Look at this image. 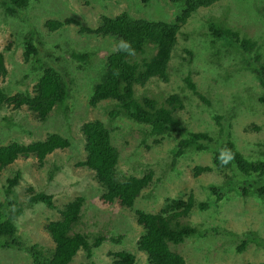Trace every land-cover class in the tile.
Listing matches in <instances>:
<instances>
[{"label": "rangeland", "instance_id": "1", "mask_svg": "<svg viewBox=\"0 0 264 264\" xmlns=\"http://www.w3.org/2000/svg\"><path fill=\"white\" fill-rule=\"evenodd\" d=\"M175 10V6L167 0H38L27 8L8 14L0 3V51L7 68L5 78H0V85L9 94L31 91L40 68L50 65L56 69L57 63L53 58L60 56L65 66L62 74L69 86L66 103L70 108L65 112L54 108L46 121L38 120L25 108L19 111L0 110V145L13 140L27 144L42 140L52 132L70 139V147L48 155L42 167L38 166L36 159L27 158L17 159L0 171V213L8 212L1 207L6 198L10 202L8 210L21 209L15 221L23 244L37 243L42 248H52L53 242L45 231L46 223L58 218V209L65 203L81 196L84 199L82 217L74 230L89 233L92 237L100 233L105 240L91 249L89 257L79 250L69 264H86L88 261L109 264V253L122 249L136 254L135 264H146L145 254L136 249L142 228L135 220L134 210L158 212L166 199L190 192L200 201L210 197L206 195L209 184L222 181V175L215 170L194 176V166L211 164V151L192 149L173 159L172 152L180 133L151 136L146 124L123 116L110 119L112 100L101 101L94 107L88 104L90 85L86 83L88 80L96 83L101 78L98 74L105 63L107 40L100 37L94 39L93 36L87 39L78 32L75 24L55 31H49L44 26L46 19L71 16L93 28L99 24L100 15L114 16L121 11H127L134 18L169 21L173 20ZM218 20L238 30L242 36L255 40L256 45H260L256 49L261 55L260 60L264 62V0H220L193 12L180 29L170 59L168 81L150 78L143 85H134L133 93L137 98H152L158 104L165 95L179 93L185 98L184 108L178 111L182 124L192 131L206 130L209 126L215 129L214 122L200 106L199 100L187 90L184 78L189 76L200 85L205 96L211 98L214 111L221 113L219 109H226L225 130L231 133L235 145L248 155L261 147L264 138L263 107L256 100L263 89L237 51L221 47L217 42V49H214L207 21ZM25 30H31L33 36L40 40L35 43L37 54L29 62L23 59L20 36ZM84 47L91 48L85 51ZM73 52H86V60H78L80 64L84 63L83 70L76 68L78 61L72 57ZM84 82L86 85L82 86ZM93 119L104 122L110 131L111 143L118 149L119 178L142 176L148 171L152 173L151 182L135 198L131 207L101 203L102 188L95 180L94 172L76 165L85 157L80 126ZM15 124L21 125L24 130ZM249 124L259 125L260 129L244 131ZM54 165L59 166V170L55 174L49 173ZM15 172L20 173L19 183L8 195L5 192L6 179ZM30 185L37 191L52 194L56 209L39 203L29 204L26 192ZM227 199L216 211L200 212L194 208L186 218L190 224L207 231L204 237H188L182 243L171 246L183 257L185 264H264V206L254 199L236 198L234 194ZM14 201L16 204L12 203ZM212 228H216V232H212ZM248 231L257 235L256 240L248 241L241 251H236ZM110 236L115 240H111ZM0 264L32 262L25 250L0 249Z\"/></svg>", "mask_w": 264, "mask_h": 264}, {"label": "trees", "instance_id": "2", "mask_svg": "<svg viewBox=\"0 0 264 264\" xmlns=\"http://www.w3.org/2000/svg\"><path fill=\"white\" fill-rule=\"evenodd\" d=\"M35 1L38 0H1L0 3L4 12L14 14L18 10L29 7ZM167 1L176 9L173 20L169 21L134 18L127 11H121L114 16L100 15L99 24L93 28L81 24L71 16L44 21V26L49 31L75 24L78 32L87 39L93 36L94 39L100 37L107 40L105 63L98 74L101 78L99 82L93 83L88 80L86 83L90 85L89 105L94 107L101 101L112 100L114 104L109 110L110 119L123 116L137 123L146 124L149 127L147 132L151 136H170L171 133H180L172 152L173 159L193 150L211 151V164L194 166V176L213 170L222 175L221 182L207 186L206 195L210 197L203 200L198 201L194 193L190 192L177 198L166 199L158 212L134 210L135 220L142 228L136 241V249L145 254L146 264H185L183 257L172 250L171 246L182 243L188 237L206 235L207 229L199 228L186 221L194 208L200 212L216 211L225 198H231L233 194L236 198L254 199L264 206V138L260 144L261 147L245 155L231 139V133L225 130L226 109H219L221 113L214 111L211 98L205 96L200 85L194 83L189 76L184 78L187 90L199 100L200 106L214 122L215 129H210V126L202 131L187 129L182 124L181 116H178V111L184 108L185 100L179 93L167 94L159 104L156 100L145 96L137 98L133 93L134 85H143L150 78L168 81L170 59L180 29L193 12L220 0ZM207 22L214 49H217L215 42L221 47L232 48L243 57L242 62H245L248 65L247 68L249 67L254 73L263 89L256 96V100L263 107L264 114V62L260 60L261 55L256 50L260 45H256L255 40L242 36L238 30L221 23V20ZM20 36H22L21 42L24 49L23 59L29 62L36 56L35 43L40 40L33 36L31 30L23 31ZM89 48L84 47V50L88 51ZM71 55L76 58V62L87 58L86 52H73ZM53 59L57 63L56 69L50 65H43L31 91H16L9 94L0 85V110L19 111L25 108L38 120L46 121L54 108H60L63 112L70 108V105L66 103L69 97V86L62 74V70L65 69L64 63L62 64L60 56ZM76 64L78 70H83V62L80 64L78 61ZM6 74L4 55L0 51V78H5ZM86 84L84 82L82 86ZM60 105L64 109L56 107ZM15 125L22 129L21 125ZM250 129L258 131L260 126L249 124L244 131ZM80 131L84 138L85 157L77 161L76 165L94 172V178L102 188L100 202L131 207L135 198L151 182L152 173L148 171L142 176L128 175L119 178L117 175L119 152L111 143L110 131L104 122L98 119L83 122ZM69 145L70 139L57 132L49 133L44 139L27 144L16 140L1 144L0 171L7 169L17 159L27 158L36 159L38 166L42 167L48 155L57 149L70 147ZM253 153L255 155H252ZM58 170L59 166L54 165V168L49 169V173L55 174ZM19 178L20 173L15 172L6 179L5 192L8 195L13 193L12 188L19 183ZM26 193L29 204L39 203L56 209L52 194L37 191L31 185L27 187ZM12 203L16 204L15 201ZM83 203V197L76 196L58 209V218L49 220L45 225V231L50 236L53 246L42 248L37 243L29 245L22 243L17 234L15 221L21 209L8 210L10 202L6 198L5 202L1 203V207L8 212L0 213V249L25 250L30 255L32 264H69L79 250H83L89 257L91 249L98 247L105 238L100 233L92 237L89 233L74 230L81 221ZM211 231L216 232V228H212ZM256 238L257 235L253 231L246 232L244 239L237 245L236 251H241L248 241H254ZM110 239L115 240L111 236ZM262 242L264 243V240ZM109 255L111 258L109 264H135L136 262V254L128 250L110 252ZM86 264H93V262L88 261Z\"/></svg>", "mask_w": 264, "mask_h": 264}, {"label": "bare ground", "instance_id": "3", "mask_svg": "<svg viewBox=\"0 0 264 264\" xmlns=\"http://www.w3.org/2000/svg\"><path fill=\"white\" fill-rule=\"evenodd\" d=\"M58 150V149H57ZM60 150H62V149H60Z\"/></svg>", "mask_w": 264, "mask_h": 264}, {"label": "clouds", "instance_id": "4", "mask_svg": "<svg viewBox=\"0 0 264 264\" xmlns=\"http://www.w3.org/2000/svg\"><path fill=\"white\" fill-rule=\"evenodd\" d=\"M170 94V93H169ZM166 96V95H165Z\"/></svg>", "mask_w": 264, "mask_h": 264}]
</instances>
